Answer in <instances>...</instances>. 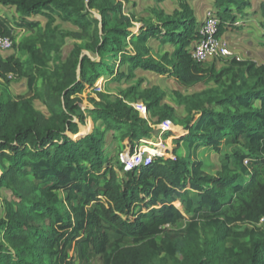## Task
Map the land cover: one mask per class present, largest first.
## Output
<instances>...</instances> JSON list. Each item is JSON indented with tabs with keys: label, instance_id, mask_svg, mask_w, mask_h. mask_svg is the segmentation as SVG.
I'll list each match as a JSON object with an SVG mask.
<instances>
[{
	"label": "trees",
	"instance_id": "obj_1",
	"mask_svg": "<svg viewBox=\"0 0 264 264\" xmlns=\"http://www.w3.org/2000/svg\"><path fill=\"white\" fill-rule=\"evenodd\" d=\"M213 1L216 36L236 31V14L249 0ZM0 4L18 14L14 22L0 14V38L26 53L22 60L0 51V84L25 78L31 92H0V190H10L0 218V264H74V257L88 263L94 256L100 264H264V62L231 57L217 69L194 60L191 49L202 37L203 21L189 0H178L170 14L153 9L156 22L143 23L139 33L119 0ZM260 11L264 30V0ZM32 15L44 16L45 25ZM57 17L80 30L58 29ZM18 27L36 31L16 43ZM69 36L82 42L73 44L64 62L49 65ZM150 38L173 50L156 55ZM121 64L125 71L116 69ZM139 69L166 74L182 88L211 77L214 84L191 93L174 89L184 116L163 102L159 86L141 89L142 76L113 99L96 102L95 123L121 142L126 171L119 177L104 153L103 131L95 123L85 127L78 94L103 73L130 79ZM35 98L45 101L49 115L34 107ZM138 100L148 118L130 104ZM158 129L161 151L147 164L128 167L126 157ZM223 141L230 142L229 151L211 174L196 150L220 151ZM184 212L191 216L177 227Z\"/></svg>",
	"mask_w": 264,
	"mask_h": 264
},
{
	"label": "rangeland",
	"instance_id": "obj_2",
	"mask_svg": "<svg viewBox=\"0 0 264 264\" xmlns=\"http://www.w3.org/2000/svg\"><path fill=\"white\" fill-rule=\"evenodd\" d=\"M123 4V13L130 15V17L134 20V25L132 27V30H135L137 32V28L142 23H149L153 22L151 19L154 16L152 11L153 9H165L168 11H171L175 7L178 6V0H162V1H154V0H119ZM211 1V0H210ZM211 7V6H210ZM235 10V8H234ZM216 12V7L214 5L213 9H209L206 13V16L209 13ZM236 12V10H235ZM0 14L5 15L10 18L12 22H14L12 19H14L18 14L15 11L14 6L10 5H4L0 4ZM153 15V16H152ZM94 16L98 17V13L96 10H94ZM206 16L203 18L202 21L205 20ZM30 19H37L40 20V26L43 27L45 23V17L41 15H32ZM260 17L258 15V18H252L251 20L247 21L244 17L242 20V15L239 16V14H236V18L234 21V26H236L238 29L236 31H231L233 34H231V38H226L227 33L225 32L218 37L219 41L224 45V47L230 52L226 55H221L219 57L210 58L206 61V63L210 64H216L217 69L220 68L222 65L224 66L226 64V60L231 57H237L238 59H253L257 63L264 62V30H262L260 21ZM56 23L54 25H57L58 29L60 30H70L68 28H75L77 30H80L76 25L70 24L68 21H63L59 17L56 19ZM259 21V22H258ZM36 29H30V28H16L15 29V41L18 43L21 41L24 37L31 33H35ZM77 38L74 37H65L61 46V49L55 53L53 56V60L49 62V65H52V62L56 63H62L67 58L68 55L71 52V46L73 47V44L76 42H82L81 39H77L79 41H75ZM249 41H254L256 44L253 48L258 49L260 51H263V55H247V48L249 47L250 43ZM151 43V42H149ZM152 46V52L156 55H160L167 49L173 50V48L168 44V42L159 43L158 41H154ZM249 49V48H248ZM2 55H8L10 53H15L18 55L19 58L22 60L26 57L25 52L17 51L14 46H10L6 50H0ZM92 55L93 59H98L97 54L90 53ZM207 64V65H208ZM116 69L120 71H125L126 64H121L116 66ZM139 76H135L134 78L126 79L124 76L119 77L118 79H111L108 73H103L102 76H100L97 80L93 82V84L90 87L85 88L81 93L78 94V98L80 99V110L85 115V127L87 130L92 129L95 121L93 119V115L91 113V109L95 106V103L101 100L102 98H109L113 99L115 96H118L121 91L136 82L137 78ZM10 82L8 84L4 83L3 80H1L0 84V92L1 89L6 88L7 91L14 97L18 96H29L31 95V92L28 90L26 85V79H16V78H10ZM41 84V80L38 81V85ZM214 84L213 78H209L206 81L199 84V88H204L207 86H211ZM153 85L159 86L161 89L165 90L166 94L164 96L163 102H166L172 106L175 107L176 112L179 116H184L186 114L184 108L182 105L178 104V101L174 94V89H176L178 86L176 85L175 81L169 77L166 74H160V75H149L144 73L142 75V81L140 83V88L150 87ZM181 89L183 93L189 92L191 89ZM193 88V87H192ZM104 96V97H102ZM143 102V101H133L130 102L131 105H134L135 103ZM144 103V102H143ZM34 107L41 113L45 115H49L50 111L47 107V104L45 101H43L41 98H35L33 100ZM145 104V103H144ZM140 116L144 118H148V112L145 115L140 113ZM95 126L99 127L101 131H103V138H104V153L107 155V158L109 160V163L114 166V168L117 171V174L119 177H123L124 173L126 171L125 166H121L122 158L119 154V150L121 147V142L117 141L114 138V133L111 130L104 131V125L101 121H97L95 123ZM162 129H158L150 138L143 139L139 142L138 147V154L133 156L132 158H127L125 160V163H130L131 161H145L153 156L154 153H159L161 151L162 146ZM230 142L229 141H223L220 145V151L215 150L212 147H198L196 150V159L201 160L204 166V169L211 173L215 174L221 167V154L228 152L230 148ZM155 149H159L157 152H155ZM179 152L183 155L185 153V148L183 145L179 147ZM10 198V190L3 188L0 190V218H3L5 215V199ZM175 204L180 207L184 211V206L181 205L180 202H175ZM138 208H136L137 210ZM185 219H183L179 226L185 225L188 218L191 216V213L184 212ZM246 225H240L241 228L245 227ZM159 242H164L165 240V234H161L158 236ZM69 254L71 256H75V251L73 249H70ZM74 264H100V258L99 256H94L93 259L85 263L83 261H79L76 257H74Z\"/></svg>",
	"mask_w": 264,
	"mask_h": 264
},
{
	"label": "built area",
	"instance_id": "obj_3",
	"mask_svg": "<svg viewBox=\"0 0 264 264\" xmlns=\"http://www.w3.org/2000/svg\"><path fill=\"white\" fill-rule=\"evenodd\" d=\"M219 19L218 17L212 12L209 13L205 20L203 21V24L200 28L201 33V39L192 47L191 49V56L194 60L199 62L207 61L210 58L219 57L221 55L229 54L230 52L222 45V43L219 41L217 34V25H218ZM11 46V40L8 38H0V49L6 50ZM139 114L142 113L146 116L147 114V107L143 102H138L132 105ZM139 147V146H138ZM158 150H155L157 152ZM138 149L136 152H134L132 155L126 157L132 158L133 156L138 154ZM155 154V153H154ZM153 154V156H154ZM153 156L145 161H131L130 163H126L128 167L139 165V164H147L149 163ZM125 159V160H126Z\"/></svg>",
	"mask_w": 264,
	"mask_h": 264
},
{
	"label": "crops",
	"instance_id": "obj_4",
	"mask_svg": "<svg viewBox=\"0 0 264 264\" xmlns=\"http://www.w3.org/2000/svg\"><path fill=\"white\" fill-rule=\"evenodd\" d=\"M261 1L262 0H249V2H250V5L248 6V7H246L245 9H244V11H243V13H237V14H239V16H241L242 15V20H243V17L247 20V21H249V20H251L252 18H258V15H259V17H260V19L259 20H262V16H261V11H260V4H261ZM189 4L191 5V7H192V9H193V12H194V15H195V17L197 18V20L198 21H202L203 20V18L206 16V13H207V11L210 9H213L214 8V1L213 0H189ZM211 6V7H210ZM176 8H179V4H178V6L177 7H175L174 9H172L171 11H168V10H165V9H163L164 10V12L165 13H172ZM234 12H235V10H234ZM153 16V15H152ZM45 20H47V19H45ZM153 22H156V19H155V17L153 16L152 17V19H151ZM57 21V20H56ZM56 21L53 23V26H54V24L56 23ZM259 22V21H258ZM261 22V21H260ZM45 23H46V21H45ZM45 23H44V25H45ZM70 24H72V23H70ZM43 25V26H44ZM73 26H74V24H72ZM142 26H143V23L142 24H140L139 25V27L137 28V32H135V30H132L133 31V33H139L140 31H141V29H142ZM68 29H70V30H77V29H75V28H68ZM132 29V28H131ZM263 30V29H262ZM227 33V35H226V38L228 39L229 38V40H230V38H231V34H233V32H231V31H226L225 32V34ZM75 41H79V40H75ZM154 41H156L155 39H153V38H150L149 40H148V44H153V42ZM149 42H151V43H149ZM249 43H250V45H249V49L247 48V50H245L246 52H247V55H249V56H251V55H254L255 53H256V55H263V51H260V50H258V49H255V48H253L256 44L254 43V41H249ZM71 48H72V46H71ZM130 48V47H129ZM91 57H92V55H90ZM93 58V57H92ZM147 70H142V69H139V70H137L136 71V76H142V75H144V73H146V74H149V75H160V74H156V73H154V72H152V71H149V72H146ZM172 78V77H171ZM174 81H175V83H176V85L178 86L177 88L178 89H180V88H182L180 85H179V83L174 79V78H172ZM202 82H204V81H202ZM202 82H199V83H196V84H194V85H191V86H189V87H191L190 89V91L189 92H186V93H191V92H194V91H197V90H201L202 88H199L198 86H199V84H201ZM189 87H187V88H182V89H189ZM193 87V88H192ZM155 150H159V149H155Z\"/></svg>",
	"mask_w": 264,
	"mask_h": 264
},
{
	"label": "water",
	"instance_id": "obj_5",
	"mask_svg": "<svg viewBox=\"0 0 264 264\" xmlns=\"http://www.w3.org/2000/svg\"><path fill=\"white\" fill-rule=\"evenodd\" d=\"M146 72H149L148 70Z\"/></svg>",
	"mask_w": 264,
	"mask_h": 264
}]
</instances>
